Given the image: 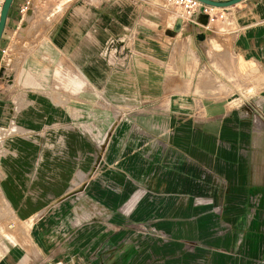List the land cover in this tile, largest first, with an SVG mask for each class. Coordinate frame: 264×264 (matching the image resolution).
Here are the masks:
<instances>
[{
  "label": "crops",
  "instance_id": "crops-1",
  "mask_svg": "<svg viewBox=\"0 0 264 264\" xmlns=\"http://www.w3.org/2000/svg\"><path fill=\"white\" fill-rule=\"evenodd\" d=\"M219 12L215 48L158 0H13L0 264H264V0Z\"/></svg>",
  "mask_w": 264,
  "mask_h": 264
},
{
  "label": "rangeland",
  "instance_id": "rangeland-1",
  "mask_svg": "<svg viewBox=\"0 0 264 264\" xmlns=\"http://www.w3.org/2000/svg\"><path fill=\"white\" fill-rule=\"evenodd\" d=\"M158 1L160 3H162V4L167 5L165 3L166 2L165 0H158ZM167 6H169V5H167ZM219 11H220L219 8H215L214 9V13H212V16H213V20L212 21L208 22L205 26L204 25H202V26L201 25H196V27H195V30H197L198 32H200L199 33V41L204 42V44H205L206 47H215V48L218 47V45H216L215 42H213V41H211V42L209 41L208 42V40L211 39L215 35L213 33V31L218 30V29L221 30V28H222V27H219V25H217V24H219V22L222 21V18H220L221 13ZM17 30L19 31V29H17ZM12 35L15 36L16 34L12 33ZM124 45H126V44H124ZM112 48H115V47H112ZM109 49H111V48H108V50ZM118 56L119 57H122V58L125 57V51L122 54L117 55L115 57H118ZM106 58H107V56H106ZM107 59H109V58H107ZM232 61H234V60H232ZM236 68L238 70H232L231 71V75H232L231 83L234 85V87H235L234 90L236 92H240L238 85H243V82H244L242 80L243 78H245L248 81H249V78H250L251 79L250 80L251 82L252 81L259 82L260 79H261V76L258 75V74H256V72L250 71V69L246 68L245 65L242 63V61L240 59H238V61H237ZM262 82L264 83V78H263V81ZM250 88L251 87H248V89H250ZM250 90H252V89H250ZM198 105L200 106L201 104H198ZM260 121L262 122L261 123V126L264 127V118L260 119ZM120 122H121V120H120ZM191 254L196 256L194 258L196 260L194 262H192L191 264H222V262L218 263L217 261L210 262V259H207L205 261H202V259H200V257H202V255H204V252H202L200 250L199 251H194ZM197 257H199V258H197ZM230 264H234V263L230 262Z\"/></svg>",
  "mask_w": 264,
  "mask_h": 264
},
{
  "label": "built area",
  "instance_id": "built-area-1",
  "mask_svg": "<svg viewBox=\"0 0 264 264\" xmlns=\"http://www.w3.org/2000/svg\"><path fill=\"white\" fill-rule=\"evenodd\" d=\"M166 4L172 8L178 10V15L185 21L191 22L196 20L200 15L207 16V22L213 20L211 11L215 8L206 6L197 0H165ZM4 0H0V11L2 8ZM29 8V2L25 1L18 10V15L20 17L24 16ZM125 42L122 40L119 46L104 51V55L109 59H114L115 56L122 54L128 49L127 45H124ZM9 48L0 49V61L4 58L9 57Z\"/></svg>",
  "mask_w": 264,
  "mask_h": 264
},
{
  "label": "water",
  "instance_id": "water-1",
  "mask_svg": "<svg viewBox=\"0 0 264 264\" xmlns=\"http://www.w3.org/2000/svg\"><path fill=\"white\" fill-rule=\"evenodd\" d=\"M197 1L206 6L222 9V8H227V7L236 5L243 0H197ZM12 3H13V0H4L1 11H0V41H1V38L4 32L5 26H6L8 14H9ZM199 17L201 20L203 19V22L201 21V24L206 25L207 16L200 15ZM4 63L6 64L7 60H5Z\"/></svg>",
  "mask_w": 264,
  "mask_h": 264
}]
</instances>
